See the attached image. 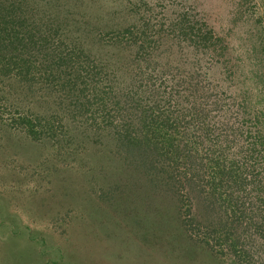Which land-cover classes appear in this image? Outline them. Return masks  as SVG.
<instances>
[{"label":"rangeland","instance_id":"1","mask_svg":"<svg viewBox=\"0 0 264 264\" xmlns=\"http://www.w3.org/2000/svg\"><path fill=\"white\" fill-rule=\"evenodd\" d=\"M0 8V264H232L208 232L224 222L205 183L223 135L210 147L209 130L231 127L249 165L247 144L264 134V0ZM196 87L225 114L202 102L208 115L171 131L174 144L188 138L174 164L149 174L110 127L131 113L179 119Z\"/></svg>","mask_w":264,"mask_h":264},{"label":"trees","instance_id":"2","mask_svg":"<svg viewBox=\"0 0 264 264\" xmlns=\"http://www.w3.org/2000/svg\"><path fill=\"white\" fill-rule=\"evenodd\" d=\"M6 23L9 24L8 21ZM9 29L13 32V27ZM200 40L209 42V32H202ZM93 97L103 101L99 94ZM199 99L202 101H197ZM205 100L206 98L201 94H197L196 87L194 93L190 94L189 100L185 101L187 108L182 114L186 115H179V119L172 120L169 116L132 115L131 113L132 119L124 118L123 124H112L109 132L112 138H116L114 140L119 146L124 148V152L135 163H139L138 167L145 166L149 174H154L158 172L156 168L159 163L169 161L170 164H174V160L186 146L188 138L185 137L187 141L180 145L174 144L171 131L179 129L180 125L185 126L186 124H182L183 121L188 123L189 120L192 121L198 116L206 115L207 110L202 107V102L208 107V114L217 109V106L218 113L225 114L227 108L222 106L221 97L213 98L208 102ZM131 104L132 108H136L137 111L141 107V103L136 99ZM227 129L233 130L231 127H220L217 132L215 128H210V135L215 133L212 137H215L214 141L211 143L210 135H207L210 147L216 144V139L220 135H223L220 138L221 141L217 142L223 146L221 151L218 149L212 152V148L209 147L210 155L206 159L207 181L205 183L208 185L209 196L215 198L210 201V206L216 204L217 209L224 216L222 224L217 221L212 223L210 230L208 228L207 230L212 234V244L218 248L221 247L220 249L224 250L221 254L226 256L232 264H264V134L256 133L252 136L245 150L249 165L244 166L238 163L240 148L236 144H238L239 135H234ZM245 138L249 139L250 136L247 135ZM185 157L186 162L195 165V158L190 155ZM169 167L167 166V171L171 172ZM185 172L180 175H185ZM195 177L194 180H199L198 173ZM194 180L186 179L190 189L195 187ZM215 225L218 226L215 227ZM214 246L209 247L214 250Z\"/></svg>","mask_w":264,"mask_h":264}]
</instances>
